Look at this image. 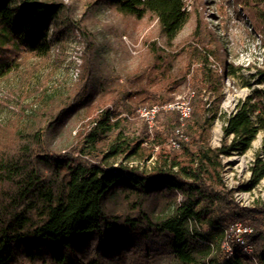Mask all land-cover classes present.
Masks as SVG:
<instances>
[{"label":"trees","instance_id":"1","mask_svg":"<svg viewBox=\"0 0 264 264\" xmlns=\"http://www.w3.org/2000/svg\"><path fill=\"white\" fill-rule=\"evenodd\" d=\"M111 1L125 17H153L169 48L198 11L189 10V0ZM234 5L258 22L264 46V0ZM67 10L59 2L0 0V56L11 47L49 58L74 28ZM220 32L197 19L182 52L148 44L153 63L135 74L129 91L118 86L108 92V82L94 80L87 61L69 94L56 99L57 112L44 132L20 131L14 145L0 150V264H104L106 257L121 256L126 247L136 251L154 238L178 264H264V208L258 202L240 207L223 180L224 159L245 155L259 135L262 147L242 189L251 192L264 180V88L231 115L222 112L226 80L240 79L244 67L234 63L230 41ZM86 51L93 55L92 41ZM182 57L188 60L178 70ZM11 66L1 63L0 76ZM257 76L264 83V66ZM184 90L192 112L181 121L178 111L164 108ZM141 106L162 108L152 140L147 126L134 139L121 130L125 119L119 116ZM81 114L89 130L79 144L54 151L49 138ZM216 120L223 121L219 147L211 145ZM237 222L253 228L247 239L254 259L227 233ZM225 241L232 242L233 254L224 250Z\"/></svg>","mask_w":264,"mask_h":264},{"label":"rangeland","instance_id":"2","mask_svg":"<svg viewBox=\"0 0 264 264\" xmlns=\"http://www.w3.org/2000/svg\"><path fill=\"white\" fill-rule=\"evenodd\" d=\"M42 1L64 4L68 9L66 16L74 28L45 60L11 47L1 51L0 64L9 62L13 66L11 71L0 76V150L14 145L20 131L21 134L25 131L44 132L48 118L57 112L54 111L55 105L59 104L56 99L69 94L81 79L87 61L89 65L92 64L94 80L100 78L108 82V92L112 91L110 88L118 86L129 91L135 74L153 63L148 44L155 42L161 48H168L172 55L182 52L190 42L197 19H202L213 29H220L219 36L228 37L234 63L244 67L240 79L226 80L225 98L220 107L222 112L231 115L240 101L245 100L255 89L264 88V83H259L257 76V70L264 66L261 27L253 16L234 5L235 0H189V10L197 9V15L173 43V48L167 46L153 17L148 16L142 21L125 17L117 11L111 0ZM89 41L94 44L91 57L86 51ZM187 60V57L179 58L176 69L184 68ZM190 98L189 91L184 90L176 102L187 103ZM140 108L143 106L130 114L119 116L125 119L121 130L134 139L147 126L152 140L156 125L153 129L148 127L139 113ZM88 121V117L83 114L69 121L60 134L49 138L53 150L65 153L75 148L89 130ZM164 122L162 118L157 124L159 126ZM222 125V120L214 122L211 137L213 147H219L222 143ZM262 140L263 135H259L245 155H234L223 161V180L226 187L234 192L235 201L242 208H252L257 202L264 208V180L251 192L242 189L250 179V166L262 147ZM146 145L150 146L149 143ZM157 151L158 147L154 152ZM95 248L96 243L92 245V249ZM123 252L121 256L106 257L104 264H178L167 253L162 240L157 238L152 239L149 245L139 244L136 251L126 247Z\"/></svg>","mask_w":264,"mask_h":264},{"label":"built area","instance_id":"3","mask_svg":"<svg viewBox=\"0 0 264 264\" xmlns=\"http://www.w3.org/2000/svg\"><path fill=\"white\" fill-rule=\"evenodd\" d=\"M164 109L178 111L181 121H185L186 119L190 118L192 112L190 102H176L174 104L166 106ZM161 110L162 108L159 106L143 107L140 108L139 113L148 127L150 129H153L156 123V119ZM171 144L174 149L180 148V144L177 140H172ZM227 233L232 239V242L237 245L239 251L244 253L247 257L254 259V247L247 239V237L253 233L252 227L246 226L242 223H235L228 228ZM230 242L231 241H225L223 244V248L227 253L233 254L234 250L233 246L230 245Z\"/></svg>","mask_w":264,"mask_h":264}]
</instances>
